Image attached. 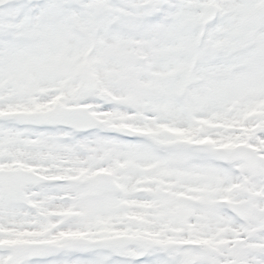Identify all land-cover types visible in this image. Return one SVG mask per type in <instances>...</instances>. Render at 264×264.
Listing matches in <instances>:
<instances>
[{"label":"rangeland","instance_id":"1","mask_svg":"<svg viewBox=\"0 0 264 264\" xmlns=\"http://www.w3.org/2000/svg\"><path fill=\"white\" fill-rule=\"evenodd\" d=\"M209 5L217 17L203 26ZM90 84L96 91L86 95ZM76 105L99 126L47 131L33 121L12 125L18 137L0 132V151H24L28 164L53 161L63 182L58 204L42 194L50 189L30 194L50 203L40 208L55 215L49 221L23 222L0 206V246L30 244L16 261L0 249V264H127L131 249L121 260L118 250H67L61 235L132 232L138 214L218 215L219 238L234 241L223 202L252 191L264 209V0H0V118ZM241 145L262 157L253 181L227 157ZM101 173L118 193L97 194ZM191 201L199 204L189 209ZM69 213L76 220L63 224ZM210 223L204 229L215 231Z\"/></svg>","mask_w":264,"mask_h":264},{"label":"flooded vegetation","instance_id":"2","mask_svg":"<svg viewBox=\"0 0 264 264\" xmlns=\"http://www.w3.org/2000/svg\"><path fill=\"white\" fill-rule=\"evenodd\" d=\"M6 119H1V121H9ZM19 123L21 125H27L25 121L19 120H16L14 125H18ZM13 130L10 124L0 125L1 133L5 134ZM15 131H18V129H15ZM16 136L18 137V134ZM23 146L25 149L31 148L29 144H24ZM24 153V151H20V153L13 156L12 154L7 155L6 151H0V158L4 159V161H0L2 163L0 169H13L10 168V159L13 157L20 158V161L24 165L23 169L28 167L33 168L34 170L31 171L35 173L45 169L46 171L43 174L49 173L47 174L48 179L53 180L46 184L50 189L49 193L51 197L49 198L53 199V196L55 198L57 193L54 195V190L60 184V179L49 175L59 172V169L54 168L53 161L48 166H44L41 162L28 164L24 161V158H26ZM41 164L44 168L38 169V166ZM3 200L10 201L8 197L0 193V204ZM15 204L18 208L26 209L25 206L18 203ZM194 204L191 203L190 205ZM192 207L189 209H192ZM29 212L37 217L36 206ZM190 216L191 218H188ZM143 217L148 218L141 220L138 216L134 219L132 232L122 234L126 235L122 236L125 239L133 238L131 239L133 240V244H130L131 240H129V244L119 250V255H122L124 250L127 251L129 249L134 253V255L127 257L129 260L127 264H186L189 261L191 264H202L203 262V264H213L216 261L220 263L230 262L232 264H264V233L262 235H255L251 240H246L245 238L246 234L252 229L264 225V212L260 215L254 214L247 223H242L235 216L231 215L233 218L232 222H234L231 226L236 227L240 240L231 243L229 248L227 245L229 242L222 241L219 238V232L216 230L217 228L225 226L222 223L215 222L218 221V215L213 216V218L211 217L209 221L203 219L199 214H156L152 220L150 218L151 216L144 215ZM41 220H45V218L42 217ZM210 221L212 222L210 224L216 227L215 231L210 232L204 229V224L208 225ZM148 223H151V225H147ZM149 227L150 229H146ZM244 233L245 236H243ZM147 240L161 243L164 247L161 250L152 248L147 251H142L141 243ZM234 248L236 250H233Z\"/></svg>","mask_w":264,"mask_h":264},{"label":"water","instance_id":"3","mask_svg":"<svg viewBox=\"0 0 264 264\" xmlns=\"http://www.w3.org/2000/svg\"><path fill=\"white\" fill-rule=\"evenodd\" d=\"M214 18V11L211 7L210 10L205 11L204 17H203V23L206 24L210 22ZM93 89H89L86 92L91 93ZM12 117H29L24 115H12ZM41 118L47 120V122L59 124L68 126L70 128L76 129L78 131H83L90 129L94 127L97 122L89 115L87 114L85 109L81 108H74V109H63V108H56L51 112L44 113L41 115ZM259 159H256L253 162V165L255 169L258 166ZM18 180V181H17ZM31 180H23L19 178H9L7 179L5 183V188L12 189L13 193L18 195L20 194V191L24 187V185L31 184ZM98 190L100 193H112L116 191V186L110 181L108 176L106 174H102L101 180L98 182ZM11 187V188H10ZM250 198V195H249ZM252 199L241 203V204H230V207L232 210H234L236 213H238L239 216H241L244 220H247L252 211L254 210V207L251 204ZM71 219V218H69ZM256 231L252 232L249 236L254 234ZM257 232H260L258 230ZM118 239H109V240H100L94 242L96 245L106 246V247H117ZM89 243L85 241H78L76 242V245H88ZM7 249V247H6ZM9 250L14 257H17L24 253L27 248L26 247H19V246H11L9 247Z\"/></svg>","mask_w":264,"mask_h":264}]
</instances>
